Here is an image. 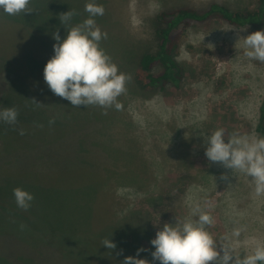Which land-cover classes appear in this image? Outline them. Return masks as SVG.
Listing matches in <instances>:
<instances>
[{"label": "rangeland", "instance_id": "374dc122", "mask_svg": "<svg viewBox=\"0 0 264 264\" xmlns=\"http://www.w3.org/2000/svg\"><path fill=\"white\" fill-rule=\"evenodd\" d=\"M211 1L231 10L253 9L257 3L30 0L35 12L12 16L0 9V110L15 107L19 113L15 125L0 121V176L30 190L34 199L28 211L45 214L47 220L49 215L64 218L66 200L81 198L80 212L92 213L93 230L107 227L110 233L118 229L136 237V248L101 247L76 264H122L126 256H137L139 248L144 251L137 258L160 264L151 256L150 240L165 223L189 218L194 207L212 217L206 230L218 251L220 245H228L242 257L257 242H264V195H256L254 181L244 173L210 162L204 142L217 129L225 130V142L231 134L258 136L264 62L245 56L243 37L264 30V25L234 26L217 18L192 23L175 56L178 85L144 90L134 82L139 56L156 48L158 14L182 6L203 8ZM89 2L105 9L102 16L94 17L107 33L100 47L120 72L131 77L126 92L118 97L121 109L109 108L106 115L100 107H73L54 95L44 82L46 63L23 55L28 46L41 49L26 37L30 33L49 38L47 47L38 43L47 49L41 53L45 60L50 59L56 43L52 34L65 38L69 27L88 17L84 8ZM67 11L76 15L62 25L59 16ZM31 99L43 105L37 107ZM19 129L25 134L20 135ZM0 185V193L13 196V186ZM39 193L43 198H37ZM104 218L105 223L98 225ZM29 229L26 226L23 233L19 226L0 228V264H75L79 251L90 249L80 248L87 241L77 239L72 247L69 238L59 240L65 235L49 231L31 241ZM236 231L238 236L233 234Z\"/></svg>", "mask_w": 264, "mask_h": 264}, {"label": "clouds", "instance_id": "9594fccd", "mask_svg": "<svg viewBox=\"0 0 264 264\" xmlns=\"http://www.w3.org/2000/svg\"><path fill=\"white\" fill-rule=\"evenodd\" d=\"M30 0H0V9L8 15L35 12L29 7ZM89 15L81 23L68 28L65 38L54 32V55L47 60L43 68L44 82L54 95L66 99L73 107L96 106L104 109L120 110L122 105L118 97L126 92L130 75L120 72L111 57L100 47V41L107 39L94 17L104 14V7L94 2L85 4ZM75 11H67L59 16L60 23L66 25ZM245 56L264 62V30L251 32L243 37ZM37 107L43 105L31 99ZM15 107L0 110V121L15 125L18 118ZM55 119H50L53 124ZM43 127V125H39ZM19 134L24 135L23 129ZM205 156L212 163L221 164L231 172L244 173L254 181L256 195H264V137L231 134L225 142V130L217 129L204 138ZM227 179V176L223 177ZM13 196L18 208L27 211L34 196L20 187L13 189ZM191 217H197L193 219ZM213 223L212 217L194 207L191 216L182 223H165L150 240L154 246L151 256L160 264H264V242H257L250 254H234L231 246L220 245L206 230ZM24 226L21 225V228ZM238 236L239 231L233 233ZM102 245L107 249L116 248L109 238ZM143 248L137 249V256ZM137 256H126L122 264H149V261Z\"/></svg>", "mask_w": 264, "mask_h": 264}, {"label": "trees", "instance_id": "16d2710c", "mask_svg": "<svg viewBox=\"0 0 264 264\" xmlns=\"http://www.w3.org/2000/svg\"><path fill=\"white\" fill-rule=\"evenodd\" d=\"M256 2L255 8L245 10H231L222 3L211 1L203 8L182 6L170 11L160 12L158 14L160 24L156 30V48L154 51L144 52L141 54V56H139L138 64L136 66L137 68H135L133 75L135 84L140 89L144 90L150 88L163 89L166 85L177 86L179 83V65L175 59V56L180 48L184 31L189 28L192 23L206 22L212 18L221 19L234 26L264 25V0H256ZM12 21L17 23L21 28H27L30 30V28L25 23H22L19 20ZM25 35L29 39L35 41L37 46L41 49L40 51H37L28 46L24 49L23 55H26L31 60H34L38 63H46V56L45 54L41 53H43L42 49L45 51L44 53L47 52L46 44L50 43L48 42L49 38L47 36L36 37L30 33ZM38 41L42 42L46 47L40 45ZM156 66L160 67V70L157 72L154 70ZM255 130L258 137H264V97L262 98L259 106ZM4 182L9 184V186H13V188L20 187L24 189V187L21 185L8 180L7 178H5L4 181V178L0 176V183L2 184ZM34 184L35 183L27 185L34 186ZM13 197L14 196L9 193H0V228H5L8 226H19V228H21V225H23L24 227L21 228L23 232L25 227L29 225L30 229L28 233L29 240L31 241H35L40 235H45L48 231V234L50 235H53L54 233L57 235H65L61 236L59 240L69 238L72 241V247L73 245L76 247L77 239L83 240L82 242L87 241V244L84 242L82 245H80V248L87 247L90 248L89 251L81 252V249V251H79L80 257L77 256L75 264L80 258L92 256L96 251L99 250V248L106 247L101 243L106 238H109L115 243L116 247H119L122 250L129 251L131 248H136V237L127 231H119L116 229V233H110L108 232L109 228L107 227L104 229H99L100 231L93 230L91 226L95 225L94 223H91L92 213H84V215H82L80 212L79 205L81 198L73 197L70 200H66L64 206V218L60 217L59 219L55 220L49 215L47 220L45 218V214H43V217L38 213L28 210L25 211L18 208L15 201H12ZM37 198H43V196L39 193ZM43 201L45 203V200ZM55 222L60 226L51 225ZM100 223L101 224L98 225H103L105 223V218L103 222ZM64 230L65 233L62 232ZM75 230H78V232ZM12 263L14 264V262Z\"/></svg>", "mask_w": 264, "mask_h": 264}]
</instances>
